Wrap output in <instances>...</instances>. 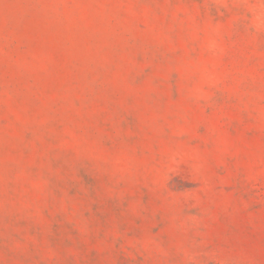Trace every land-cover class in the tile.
I'll list each match as a JSON object with an SVG mask.
<instances>
[{
	"label": "rangeland",
	"instance_id": "1",
	"mask_svg": "<svg viewBox=\"0 0 264 264\" xmlns=\"http://www.w3.org/2000/svg\"><path fill=\"white\" fill-rule=\"evenodd\" d=\"M0 264H264V0H0Z\"/></svg>",
	"mask_w": 264,
	"mask_h": 264
}]
</instances>
